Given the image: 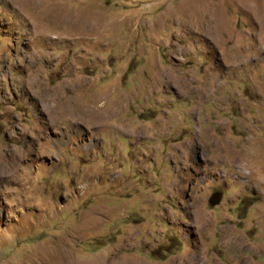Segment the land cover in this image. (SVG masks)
Wrapping results in <instances>:
<instances>
[{
	"label": "rangeland",
	"instance_id": "rangeland-1",
	"mask_svg": "<svg viewBox=\"0 0 264 264\" xmlns=\"http://www.w3.org/2000/svg\"><path fill=\"white\" fill-rule=\"evenodd\" d=\"M0 264H264V0H0Z\"/></svg>",
	"mask_w": 264,
	"mask_h": 264
},
{
	"label": "water",
	"instance_id": "water-1",
	"mask_svg": "<svg viewBox=\"0 0 264 264\" xmlns=\"http://www.w3.org/2000/svg\"><path fill=\"white\" fill-rule=\"evenodd\" d=\"M221 200V194H215L211 200L212 205H216Z\"/></svg>",
	"mask_w": 264,
	"mask_h": 264
},
{
	"label": "bare ground",
	"instance_id": "bare-ground-1",
	"mask_svg": "<svg viewBox=\"0 0 264 264\" xmlns=\"http://www.w3.org/2000/svg\"><path fill=\"white\" fill-rule=\"evenodd\" d=\"M21 10V9H20ZM65 17V16H64Z\"/></svg>",
	"mask_w": 264,
	"mask_h": 264
}]
</instances>
